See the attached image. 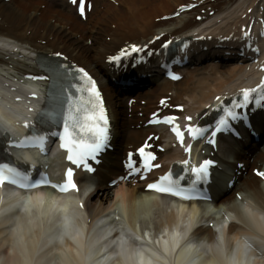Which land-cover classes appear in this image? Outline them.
Masks as SVG:
<instances>
[{
  "label": "bare ground",
  "instance_id": "6f19581e",
  "mask_svg": "<svg viewBox=\"0 0 264 264\" xmlns=\"http://www.w3.org/2000/svg\"><path fill=\"white\" fill-rule=\"evenodd\" d=\"M206 1L198 9L181 13L176 19L165 22L162 21L164 17L177 13L179 7L186 5L188 0H91L94 10L88 16L87 22H83L76 17L70 7L59 1L0 0V35L4 33L13 36L20 43L14 49L0 45V78L6 83L5 79L10 80V77L20 78L26 74H33L37 72L35 65L37 56L64 52L75 62L86 66L101 82L107 93L108 104L114 120L116 145L118 150L127 149L130 145L143 142L150 133H163L162 128L132 129L133 125L138 126L141 119H144L134 112L138 109H141L143 113L151 110L150 106L157 103L160 97H169L173 103L183 104L187 107L186 115L201 116L213 111L212 107L218 103L215 101L217 96L224 99L236 95L241 88H244L243 83L247 78L261 77L258 66L250 67L247 62L244 64L230 62L219 65L216 60L219 55L224 54L223 50L231 51L232 49L233 44L223 40L240 38L241 28L254 21L259 13L258 7L264 9V0ZM202 10H205L206 13L203 14ZM210 10L215 11L213 16H209ZM196 15H201L202 21H195ZM262 18L264 19V12H262ZM205 25L208 26L205 27ZM202 26L203 29H200ZM198 29L200 30L198 31ZM161 35L165 36L162 40H157L154 44L150 43ZM200 37H205L207 40L194 43L190 51L180 56L185 58L193 54L195 70L187 69L183 80L178 84L155 77V85L137 100V102L146 101L148 105L142 107L140 103H137L132 107L133 116L128 117V106L117 91H113L108 85L107 77H109L110 71L106 59L124 46L135 45L140 50L148 46L149 51L153 52V56L151 59H146L145 63L151 65L161 62L157 50L163 41L172 38L194 40ZM203 47L208 48V53H202ZM146 53L143 57L146 56ZM209 53L213 54L210 57L211 60H207ZM203 60L205 61L203 62ZM198 65H201V68H197ZM164 137L162 134L160 143ZM237 149L241 152L239 147ZM173 154L179 155L176 149H167L160 155L161 161L164 162ZM220 154L221 165L237 167L231 165L229 161L231 158H239L241 155L231 142H227ZM252 166L264 171V151L256 156ZM166 168L168 167L166 166ZM251 169L242 174L244 178L241 180L240 189L229 193L224 202L234 201L237 199L236 193H238V196L243 197L240 202L264 213V183L251 173ZM95 182L96 189L87 197L85 209L91 224L99 222L103 225L102 227L96 226L97 231L103 229L113 219H122V217L126 218L133 228L139 224L141 228L153 232L159 230L162 220L168 222L169 227L175 220V216L167 204L161 203L156 197L152 198L151 195L143 194L140 187H119L116 190L107 188L105 183H102L101 177L93 180V183ZM43 195V205H49L50 194L44 192ZM111 210L113 211L112 215L109 214ZM207 215V212L202 214L198 221L200 226L197 232L209 240L213 234L211 225L214 223L215 226L217 220L215 217L207 218ZM191 220L192 218H187L183 221L187 224ZM109 229L114 230V227L110 226ZM234 230L236 231V228ZM169 231L165 235L163 234L160 240H157L160 248L165 249L166 255L173 254V249H168L166 243L172 245L176 250L177 246L186 238L185 234L179 235L177 232L171 234ZM111 232L113 231L105 232V234ZM83 236L86 240L90 238ZM118 244V240L106 241L107 247H115ZM137 245L139 250L148 247L145 242ZM201 246L200 243L194 246L190 245L186 250L177 252L174 264H192L188 260L192 250L197 252L201 249L203 254H208L207 249L201 248ZM4 247L5 243L0 240V253L3 252ZM31 253L32 251H30ZM161 255V252H155L154 256L157 257V262L146 263L167 264L163 255L161 261ZM104 257L105 255L101 253L95 254L92 260L93 264H103ZM5 259L0 258V264H6ZM1 260L4 261L1 262ZM25 263L30 264L29 262L23 264ZM11 264L18 263L11 262ZM169 264L172 263L169 262Z\"/></svg>",
  "mask_w": 264,
  "mask_h": 264
},
{
  "label": "snow or ice",
  "instance_id": "6c2138e0",
  "mask_svg": "<svg viewBox=\"0 0 264 264\" xmlns=\"http://www.w3.org/2000/svg\"><path fill=\"white\" fill-rule=\"evenodd\" d=\"M73 4L77 3V0H72ZM79 11L80 14H84V0H79ZM245 36L248 35L247 32L244 33ZM138 47L131 46V51H138ZM257 51H259L257 49ZM128 52L121 51L119 55L109 57L110 60L119 61L120 56L128 55ZM264 68V65H261ZM83 74V78L86 79L88 87L86 90L89 93V98L86 102L76 107L69 106L68 112L64 117V127L63 131L60 132V147L67 150V159L73 164L80 166L83 164L84 168L88 171H93L94 169L87 163L88 158L96 160L97 154L103 150L107 141L109 139L108 132V118L106 115V110L103 106V100L100 96L98 89L96 88L95 81L88 75L84 69H79ZM174 79L178 77L173 76ZM241 99H233L231 106L223 108V115L219 117L216 122V130L212 132V136L215 137L216 132L220 131L222 128L229 127V120H237L242 118L241 114L236 111V109L247 108L249 103L255 99L256 104H260L264 101V77H261L258 84L254 87L241 88L240 90ZM219 100V97H217ZM164 103V101H161ZM175 117L165 116L163 121L166 124L171 125V131L175 133L177 140L180 141L181 145H184V132L181 131L180 125L175 123ZM185 119L191 120V117H186ZM161 122V121H156ZM27 126V122H26ZM188 134L196 139L198 136H202L207 129L200 128L193 125L187 126ZM53 135H57L53 133ZM26 139H28L26 137ZM37 145L43 150V142L45 137L39 136L33 138ZM210 143H215L214 139L209 141ZM191 145L185 147L186 152H190ZM143 157L145 170L151 167H159V165L151 164V161L155 159L153 153H145L144 148L138 150ZM97 163L99 161L97 160ZM180 163L183 165H188L189 160H182ZM213 162L210 160H204L198 165L193 164L190 169H185L189 171L191 176L189 178L190 188L195 190L196 185L199 181L206 180L208 177V167ZM129 168H133L132 163L128 164ZM133 171H138V169L133 168ZM260 176L264 177V173H258ZM65 180L63 184H53L52 187L57 188L61 192H67L70 188L76 189V184L73 181V170L68 168L65 173ZM179 179H182L179 178ZM179 179H173L171 173H167L159 178L157 183L149 184L150 189H155L158 192L171 193L172 195L182 197L183 199H190L191 197L185 195L189 189H185L180 186ZM11 184L18 186L20 188H35L41 184H49L46 178L31 182L29 176L20 171L18 168L12 167L7 164L0 165V186L5 184Z\"/></svg>",
  "mask_w": 264,
  "mask_h": 264
}]
</instances>
